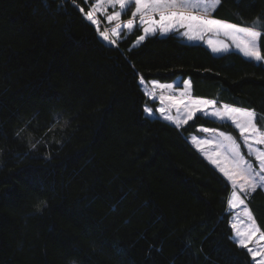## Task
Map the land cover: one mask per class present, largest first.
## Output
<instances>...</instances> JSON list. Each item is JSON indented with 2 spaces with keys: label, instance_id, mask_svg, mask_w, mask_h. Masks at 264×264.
Wrapping results in <instances>:
<instances>
[{
  "label": "trees",
  "instance_id": "obj_1",
  "mask_svg": "<svg viewBox=\"0 0 264 264\" xmlns=\"http://www.w3.org/2000/svg\"><path fill=\"white\" fill-rule=\"evenodd\" d=\"M76 5L0 0V264H254L232 240L228 182L188 141L232 126L149 118L139 79H188L193 97L264 115V77L147 69L135 59L155 44L191 46L157 34L133 47L139 28L107 45ZM213 16L247 26L264 0H222ZM245 202L264 231V191Z\"/></svg>",
  "mask_w": 264,
  "mask_h": 264
},
{
  "label": "snow or ice",
  "instance_id": "obj_2",
  "mask_svg": "<svg viewBox=\"0 0 264 264\" xmlns=\"http://www.w3.org/2000/svg\"><path fill=\"white\" fill-rule=\"evenodd\" d=\"M72 2L76 7V0ZM84 2L91 4L92 0ZM221 3L222 0H95L94 7L85 13L84 18L98 26L95 13L105 6L111 9L105 16L108 24L115 22L114 27L99 31V36L110 45L117 44L125 31L130 34L136 27H142L143 34L138 37L135 46L145 41L148 36L157 34H178L188 41H199L211 33L216 37H226L249 60L264 63L261 49V44L264 43V16L257 17L247 26L217 19L213 13ZM117 6L119 10H115ZM130 6H134L132 18L122 24V15L126 14ZM79 10L83 12V8ZM134 18H138V25H134ZM207 44L216 54L231 50V46L220 40L209 39ZM139 83L144 94L153 100L157 98V90H160L158 99L162 106L155 111L161 114L164 121L174 124L178 129L200 114L218 118L221 123L231 122L239 130V141L231 134L221 131L212 139H197L193 135L191 143L230 183L232 191L227 200L229 212L243 205L242 211L232 215L230 221L233 242L238 247L247 249L254 264H264V246H249L254 238L257 244L264 241V231L259 229L253 213L245 203L251 193L258 188L264 189V148L258 147L264 145V128L258 124V120L264 119V115L258 114L254 109L228 104L209 112L208 107L216 105L218 101L193 97L190 80H183L182 85L152 80L151 87H148L141 78ZM174 90H179V96L175 95ZM173 109L175 115L171 114ZM144 112L151 115L153 109L145 107ZM200 131L216 133L217 130L201 128ZM241 142L247 149V157H253L254 161L246 157L241 149ZM35 146L32 145L33 148Z\"/></svg>",
  "mask_w": 264,
  "mask_h": 264
},
{
  "label": "rangeland",
  "instance_id": "obj_3",
  "mask_svg": "<svg viewBox=\"0 0 264 264\" xmlns=\"http://www.w3.org/2000/svg\"><path fill=\"white\" fill-rule=\"evenodd\" d=\"M94 3H95V0H92L91 4L88 5V10L85 13H87L90 10L91 7H94ZM115 10H119V7L117 6V8ZM133 10H134V6H130L128 11L126 12V14L122 15V18H121V23L122 24L126 23V21L128 19L132 18L131 17V12ZM110 11H111V9L108 6H105L104 9H101V10L97 11L95 13V18L99 21V25L98 26L97 25H93L95 27V29L97 30L98 37L107 45H110V44L107 41H104L99 36V31H104L105 28L106 29H110L111 27H114L115 22H113L112 24H108V22L106 21L105 13H109ZM85 13H84V17H85ZM156 19H158V17H156ZM138 24H139L138 18H134V25H138ZM136 28L140 29V31H141L140 35H142L143 34L142 27H136ZM180 31H183V29H181ZM127 34H129V33L127 31H125L118 41L123 39ZM174 35L177 36L180 39L181 42H184V43H187L188 45H190L191 48L189 50H187V51H184V52H178V51L172 49L170 46H167L165 44H155L153 46L154 47V51L153 52H151L150 54L139 56L138 58L135 59V62L140 64V65H142V66H144L147 69L166 67V66L175 65V64H191V65L203 68V69H208V68L216 69V70H218L220 72L225 73L230 78L231 77L234 78V77L239 76L241 74V73L239 74V71L237 69H241L242 67H244V65H245V61H243L244 58H242L243 60H241L238 57L232 58L230 55L224 56L223 55L224 52L219 53V54L213 53L211 51V48L207 44V41L209 39H213V40H220L225 45H229L230 40H228L226 37H223V36L216 37L213 34L208 33V34L205 35L203 40L188 41L186 38H184V37H182V36H180L178 34H174ZM158 36H163V35H159L158 34ZM138 37L132 43L133 47L137 44ZM246 62L247 63L250 62L251 64L255 63L253 60H247ZM185 80H188V79H185ZM139 81H140V79H139ZM151 81L152 80L145 81L147 83L148 87H151V84H150ZM160 83H173L174 85H182V81L179 78H175L171 82H160ZM141 89L144 92L142 87H141ZM174 92H175L176 96H179V90H174ZM159 94H160V90H157V98L155 100H153L150 97L145 95L147 97L148 101H149V104L144 105V108L145 107H149V108L153 109V113L151 115H149L147 113L145 115H147L149 118H157V119L163 120L161 114L155 111L156 109H158L159 107L162 106L160 104V102H159V99H158ZM164 94L168 95L169 93H164ZM195 98H198V97H195ZM202 99H208V98H202ZM223 105L224 104L221 103V104H216L214 106H209L208 107V111L211 112V111L215 110V108H222ZM171 114L175 115V110L174 109L172 110ZM197 115H200V114H197ZM204 117H208V118L213 119V120H215L217 122H220L218 118H214V117H212L210 115L209 116H204ZM167 123H170V122H167ZM226 123H228V124H230L232 126V129H233L232 131L221 130V129H218V128H209V127H205V126H198L197 130H196V133L189 134V136H188L189 143L198 152H200L198 150V148L191 143V137L193 135H195L197 137V139H212L218 132H221V131L225 132V133H228V134H231L233 137H235L239 141L240 140L239 130L236 129L234 127V125L231 124V122H226ZM170 124L175 126L172 123H170ZM201 128L215 129L217 131H216V133H214V132L204 133V132L200 131ZM204 147H208V146H204ZM258 147L264 148V145H260ZM241 149H242V151L244 152V154L247 157V149L243 146L242 142H241ZM200 154L202 155V157L207 162H209L201 152H200ZM247 158L253 159V161H254L253 157H247ZM216 170L218 171V169H216ZM220 174L222 175V173H220ZM228 184H229L230 193H231L232 188H231V185H230L229 182H228ZM262 190L264 191V189H262ZM230 193H229V196H230ZM229 196H228V198H229ZM242 209H243V205L239 206L236 209H232L231 213H230L229 210H228V206H227V212L229 213V224H230V221L232 220V215H234L237 212H241ZM232 236H233V230H232ZM249 246L253 247V248H256V247H259V246H264V241L260 242V244H257L256 243V238H254V241ZM245 250L247 251V249H245ZM250 257H251V255H250ZM251 259H252V257H251ZM257 259H259V257H257Z\"/></svg>",
  "mask_w": 264,
  "mask_h": 264
},
{
  "label": "crops",
  "instance_id": "obj_4",
  "mask_svg": "<svg viewBox=\"0 0 264 264\" xmlns=\"http://www.w3.org/2000/svg\"><path fill=\"white\" fill-rule=\"evenodd\" d=\"M229 46H231V50L228 51V52H224V54H223L224 56L230 55L232 58L238 57L241 60H243L242 58H244V60H243V61H245L244 67H242L241 69H237L239 71V74L241 73L240 75H243V74H255L257 76L264 77V63H260L262 65L261 68L257 66L258 63L255 62V61H254L255 62L254 64L247 63L246 61L249 60V59L246 58L241 52L236 50L235 47L231 45V41L229 42Z\"/></svg>",
  "mask_w": 264,
  "mask_h": 264
},
{
  "label": "clouds",
  "instance_id": "obj_5",
  "mask_svg": "<svg viewBox=\"0 0 264 264\" xmlns=\"http://www.w3.org/2000/svg\"><path fill=\"white\" fill-rule=\"evenodd\" d=\"M42 202V201H41ZM39 203V204H37V206H36V211L37 212H42V210H43V207H47V203H46V201H44V203ZM41 205L43 206V207H41ZM70 264H77V261L76 260H72V261H70Z\"/></svg>",
  "mask_w": 264,
  "mask_h": 264
},
{
  "label": "built area",
  "instance_id": "obj_6",
  "mask_svg": "<svg viewBox=\"0 0 264 264\" xmlns=\"http://www.w3.org/2000/svg\"><path fill=\"white\" fill-rule=\"evenodd\" d=\"M104 30H106V28Z\"/></svg>",
  "mask_w": 264,
  "mask_h": 264
}]
</instances>
